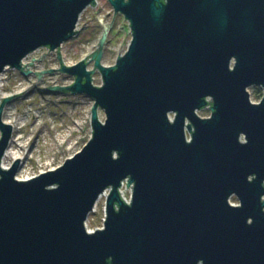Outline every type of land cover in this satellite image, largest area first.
Segmentation results:
<instances>
[{"label": "water", "instance_id": "1", "mask_svg": "<svg viewBox=\"0 0 264 264\" xmlns=\"http://www.w3.org/2000/svg\"><path fill=\"white\" fill-rule=\"evenodd\" d=\"M108 1L112 24L99 19L96 50L69 66L62 48L97 0H0V82L7 69L32 75L47 54L23 61L48 49L60 68L33 87L60 73L74 83L48 91L94 101L85 147L19 180L20 159L2 165L14 136L4 112L25 92L2 99L0 264H264V96L249 90H264V0ZM119 14L132 41L105 66ZM107 191L104 226L90 233Z\"/></svg>", "mask_w": 264, "mask_h": 264}, {"label": "rangeland", "instance_id": "2", "mask_svg": "<svg viewBox=\"0 0 264 264\" xmlns=\"http://www.w3.org/2000/svg\"><path fill=\"white\" fill-rule=\"evenodd\" d=\"M97 5L82 14L78 26L79 35L64 45L62 52L66 65H76L96 50L103 34L99 19L104 18V23L108 26L112 24L115 14L109 1L98 0ZM88 24L90 27L86 29ZM131 41L132 33L129 23L119 14L115 18L114 27L105 46L103 65H115L119 55L127 52ZM41 56L38 54L35 57L41 58ZM93 65L94 63L91 64L90 69ZM59 68L58 56L53 54L44 61L36 63L32 70L42 72ZM1 78L0 100L25 92L20 98L8 104L4 113V121L8 124L15 122V126L13 125L15 130L7 151V154L8 152L11 154L5 156L3 166L10 168L15 163L14 153L23 154L26 157L21 163L17 178L27 180L58 168L67 159L80 152L90 141L94 101L83 95L48 91V87L72 85L75 81L73 77L60 73L46 75L35 87L33 86L37 83V78L34 74L25 77L18 70L7 69ZM94 83L98 86L102 84L100 72L96 73ZM249 90L254 103H259L263 99V88L253 87ZM199 115L208 118L211 116V110L205 109ZM100 117L104 121L103 112H100ZM123 191L124 196L129 199L130 189L124 187ZM231 203L240 204L236 197L232 198ZM105 207L106 199H102L97 211L89 216L87 226L90 232L103 228Z\"/></svg>", "mask_w": 264, "mask_h": 264}, {"label": "built area", "instance_id": "3", "mask_svg": "<svg viewBox=\"0 0 264 264\" xmlns=\"http://www.w3.org/2000/svg\"><path fill=\"white\" fill-rule=\"evenodd\" d=\"M98 1V0H97ZM90 8H93V7H90ZM79 26V25H78ZM79 30V29H78ZM64 47V46H63ZM62 50H63V48H62ZM45 51V52H44ZM45 53V54H47L46 55V58L47 57H49L50 55H53V54H56V53H54V52H50V50H48V49H40V50H38V51H36L35 53H33L32 55H30L29 57H27L24 61H23V65L24 66H26L27 64H30V63H32L33 62V58H35V59H40V58H36L35 56L36 55H38V54H40V55H44V54H41V53ZM63 53V52H62ZM92 54V53H91ZM90 54V55H91ZM41 56V57H42ZM88 57V56H87ZM45 58V59H46ZM29 59H31V62H29ZM44 59V60H45ZM85 59V58H84ZM43 60V61H44ZM38 63V62H37ZM35 66H36V63H35ZM70 66V65H69ZM91 66V65H90ZM90 66H89V71H91V70H93L94 69V65H93V68L92 69H90ZM27 67H29V66H27ZM30 69H31V71L33 72L32 74H34L35 75V73H37L36 71L34 72L33 70H32V68H34V67H29ZM2 79V78H1ZM94 80H95V77H94ZM95 84V83H94ZM9 97H11V96H9ZM7 98V97H6ZM4 99V98H3ZM1 101H2V99L0 100V104H1ZM5 113V112H4ZM11 125V124H10ZM13 126V125H12ZM14 127V126H13ZM15 130V129H14ZM1 134V133H0ZM0 138H1V136H0ZM7 155V154H6ZM5 159V158H4ZM4 159H3V163H4ZM3 165V164H2ZM3 168H6V167H4L3 166ZM9 169V168H8ZM36 177V176H35ZM34 178V177H33ZM19 179V178H18ZM30 179H32V178H29V179H27V180H30ZM20 180V179H19ZM124 187H126V184H124V186H123V188ZM123 188L121 189V191L123 192ZM130 193H131V190H130ZM108 195H109V192L107 191V192H105L102 196H101V198H100V200L98 201V203H97V205H96V207H95V211L94 212H96L97 211V208H98V205H99V203H100V201L102 200V199H106L107 200V197H108ZM122 195H123V197H124V199L127 201V202H130V199H131V196H130V198L129 199H127L125 196H124V192L122 193ZM106 208V207H105ZM105 212H106V209H105ZM106 217V216H105ZM96 231V230H95ZM95 231H93V232H95ZM90 232V231H89ZM90 233H92V232H90Z\"/></svg>", "mask_w": 264, "mask_h": 264}, {"label": "bare ground", "instance_id": "4", "mask_svg": "<svg viewBox=\"0 0 264 264\" xmlns=\"http://www.w3.org/2000/svg\"><path fill=\"white\" fill-rule=\"evenodd\" d=\"M11 124L15 126V122H12ZM10 154L11 153L8 152L7 156L10 155ZM14 157H15V160L16 161L20 159L21 160V163H23V161L26 159V157L23 154L14 153ZM6 169H8V168H6Z\"/></svg>", "mask_w": 264, "mask_h": 264}, {"label": "flooded vegetation", "instance_id": "5", "mask_svg": "<svg viewBox=\"0 0 264 264\" xmlns=\"http://www.w3.org/2000/svg\"><path fill=\"white\" fill-rule=\"evenodd\" d=\"M98 6V5H97ZM96 6V7H97ZM90 10V8H88L84 13H86V12H88ZM90 26H89V24L86 26V29H88ZM55 70H57V69H55Z\"/></svg>", "mask_w": 264, "mask_h": 264}]
</instances>
